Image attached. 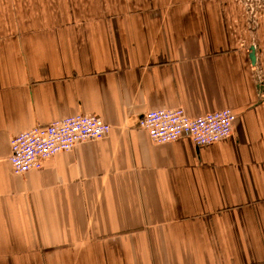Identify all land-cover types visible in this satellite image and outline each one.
Masks as SVG:
<instances>
[{
	"label": "crops",
	"instance_id": "crops-1",
	"mask_svg": "<svg viewBox=\"0 0 264 264\" xmlns=\"http://www.w3.org/2000/svg\"><path fill=\"white\" fill-rule=\"evenodd\" d=\"M81 1L0 2V264H264V39L194 1ZM159 108L236 118L156 143ZM76 114L109 133L13 172L12 136Z\"/></svg>",
	"mask_w": 264,
	"mask_h": 264
},
{
	"label": "built area",
	"instance_id": "built-area-1",
	"mask_svg": "<svg viewBox=\"0 0 264 264\" xmlns=\"http://www.w3.org/2000/svg\"><path fill=\"white\" fill-rule=\"evenodd\" d=\"M235 118V113L227 108L197 117L188 116L182 108H159L143 113L137 125L156 143L187 136L196 146H202L230 136ZM110 128V124L91 114L34 126L10 138L11 168L17 175L38 169L44 159L69 151L79 142L100 139Z\"/></svg>",
	"mask_w": 264,
	"mask_h": 264
},
{
	"label": "rangeland",
	"instance_id": "rangeland-1",
	"mask_svg": "<svg viewBox=\"0 0 264 264\" xmlns=\"http://www.w3.org/2000/svg\"><path fill=\"white\" fill-rule=\"evenodd\" d=\"M31 1V0H30ZM63 0H34L35 3L47 2V8H56L55 2ZM78 1V0H73ZM81 1V0H80ZM83 8H96V4H88L95 0H82ZM81 1V2H82ZM98 1V0H97ZM136 7L137 1L154 2V5L165 4L172 0H128ZM176 3L191 2L207 5L209 9L224 11L228 20L233 23L234 34L244 43L255 44L264 39V0H173ZM8 2L9 0H0ZM73 3V2H72ZM74 4V3H73ZM80 8V7H79ZM257 44V43H256ZM256 47V46H255Z\"/></svg>",
	"mask_w": 264,
	"mask_h": 264
},
{
	"label": "water",
	"instance_id": "water-1",
	"mask_svg": "<svg viewBox=\"0 0 264 264\" xmlns=\"http://www.w3.org/2000/svg\"><path fill=\"white\" fill-rule=\"evenodd\" d=\"M255 51H256V47L254 45H252L250 47V53H249V59L251 61V63L254 65L256 62V55H255Z\"/></svg>",
	"mask_w": 264,
	"mask_h": 264
}]
</instances>
